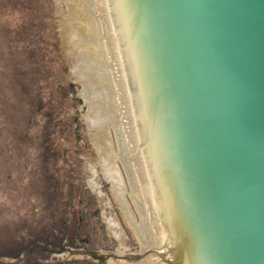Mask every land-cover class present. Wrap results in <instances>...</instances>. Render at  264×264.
Returning a JSON list of instances; mask_svg holds the SVG:
<instances>
[{"label": "water", "instance_id": "water-1", "mask_svg": "<svg viewBox=\"0 0 264 264\" xmlns=\"http://www.w3.org/2000/svg\"><path fill=\"white\" fill-rule=\"evenodd\" d=\"M90 1L151 247L264 264V0Z\"/></svg>", "mask_w": 264, "mask_h": 264}, {"label": "rangeland", "instance_id": "rangeland-1", "mask_svg": "<svg viewBox=\"0 0 264 264\" xmlns=\"http://www.w3.org/2000/svg\"><path fill=\"white\" fill-rule=\"evenodd\" d=\"M70 108L83 116L66 143L51 125L69 117ZM79 136L83 141H78ZM76 146L82 147L78 159L84 174L95 180L103 206L105 226L91 236L93 245L119 254L149 249L137 186L131 174H125L131 169L120 142L91 1L0 0L1 249L16 238L41 239L42 229L48 226H41L36 218L39 213L30 178L69 175L70 154ZM119 166L126 169L120 172ZM106 172L113 175L109 182L92 176ZM39 255L43 262L37 260ZM52 260V253L40 251L14 264H53ZM155 263L150 256L139 264Z\"/></svg>", "mask_w": 264, "mask_h": 264}, {"label": "flooded vegetation", "instance_id": "flooded-vegetation-1", "mask_svg": "<svg viewBox=\"0 0 264 264\" xmlns=\"http://www.w3.org/2000/svg\"><path fill=\"white\" fill-rule=\"evenodd\" d=\"M72 109L74 108H70L69 117H62L59 119L61 123L51 125L54 132L63 134L62 139H65L66 143L70 142L69 138L75 132L74 127L80 125L79 120L82 115L80 110L72 113ZM79 129L80 127L76 129L77 134L80 132ZM78 141H83L81 136L78 137ZM81 148V146L72 147L74 152L70 154L69 162L72 167L69 169V175H36L35 201L39 213L36 218L41 226L46 224L50 226V234H52L41 239L47 244L45 248L48 249L47 253L67 249L70 252L74 249L100 251L93 245L91 236L97 229L105 226L103 206L98 198L99 190L92 186L94 181L89 179L88 175H84L82 163L78 159L82 152ZM67 153L64 161L68 159ZM98 176L101 179L102 175ZM103 176L106 178L105 175ZM39 261L43 262L42 259ZM62 264L110 263H99L88 259L78 261L70 254V259Z\"/></svg>", "mask_w": 264, "mask_h": 264}, {"label": "bare ground", "instance_id": "bare-ground-1", "mask_svg": "<svg viewBox=\"0 0 264 264\" xmlns=\"http://www.w3.org/2000/svg\"><path fill=\"white\" fill-rule=\"evenodd\" d=\"M109 174V173H108ZM109 176V179L113 178V175H108Z\"/></svg>", "mask_w": 264, "mask_h": 264}]
</instances>
